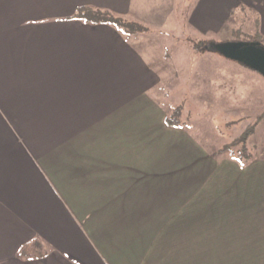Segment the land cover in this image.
I'll return each instance as SVG.
<instances>
[{"label": "crops", "instance_id": "obj_1", "mask_svg": "<svg viewBox=\"0 0 264 264\" xmlns=\"http://www.w3.org/2000/svg\"><path fill=\"white\" fill-rule=\"evenodd\" d=\"M246 24L264 37V0H0V264H264V154L214 157L155 95L166 39Z\"/></svg>", "mask_w": 264, "mask_h": 264}, {"label": "rangeland", "instance_id": "obj_2", "mask_svg": "<svg viewBox=\"0 0 264 264\" xmlns=\"http://www.w3.org/2000/svg\"><path fill=\"white\" fill-rule=\"evenodd\" d=\"M239 29L235 36L228 27L206 39L185 30L161 44V54L167 59L163 63L170 74L158 85L156 97L170 110L181 105L183 126L220 159H229L231 151L219 150L231 143V150L238 149L243 133L252 124L245 145L254 159L256 154H264V78L225 58L216 47L226 41L254 39L253 26L246 24ZM176 69L179 73L173 75ZM238 254L242 253H197L196 259L201 264H238Z\"/></svg>", "mask_w": 264, "mask_h": 264}, {"label": "trees", "instance_id": "obj_3", "mask_svg": "<svg viewBox=\"0 0 264 264\" xmlns=\"http://www.w3.org/2000/svg\"><path fill=\"white\" fill-rule=\"evenodd\" d=\"M70 18L80 20L83 23L90 25H111L117 30H120L127 34L143 32L146 30V28L139 23L129 21L121 15L116 14L110 10L93 6L78 7ZM239 32L240 29L230 30V34L234 36L239 34ZM253 36V41H259L264 44V37L259 35L257 26H255ZM182 116V106L177 105L175 108H173L170 112L167 113L165 117V122L168 126L182 127ZM254 125L255 124L250 125L243 133L241 140L239 141L241 143L238 149H236L235 151L231 150L232 148H234V143H231L229 145H225L222 149L219 150V152L222 153H224V151L230 150L231 153L227 156V158L237 162L238 165L242 168L247 166L254 159L252 150L245 145V142L248 136L251 134ZM18 255L22 259L27 260L40 259L44 258L47 255V248L41 239L33 238L19 248Z\"/></svg>", "mask_w": 264, "mask_h": 264}, {"label": "water", "instance_id": "obj_4", "mask_svg": "<svg viewBox=\"0 0 264 264\" xmlns=\"http://www.w3.org/2000/svg\"><path fill=\"white\" fill-rule=\"evenodd\" d=\"M218 51L227 59L258 72L264 78V44L259 41H226Z\"/></svg>", "mask_w": 264, "mask_h": 264}]
</instances>
